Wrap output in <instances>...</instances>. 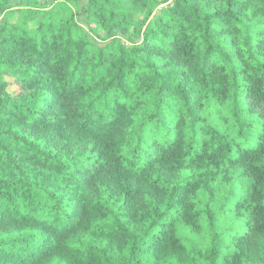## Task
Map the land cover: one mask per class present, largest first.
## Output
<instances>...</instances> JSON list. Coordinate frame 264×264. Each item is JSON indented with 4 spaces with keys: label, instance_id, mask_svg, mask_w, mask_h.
Returning <instances> with one entry per match:
<instances>
[{
    "label": "clouds",
    "instance_id": "1",
    "mask_svg": "<svg viewBox=\"0 0 264 264\" xmlns=\"http://www.w3.org/2000/svg\"><path fill=\"white\" fill-rule=\"evenodd\" d=\"M4 83L0 264H264V0H0Z\"/></svg>",
    "mask_w": 264,
    "mask_h": 264
},
{
    "label": "trees",
    "instance_id": "2",
    "mask_svg": "<svg viewBox=\"0 0 264 264\" xmlns=\"http://www.w3.org/2000/svg\"><path fill=\"white\" fill-rule=\"evenodd\" d=\"M161 3H163V0H161ZM148 15L149 16H151L152 15V13L151 12H149L148 13ZM9 85L7 84V83H4V84H0V89H3V88H5V87H8Z\"/></svg>",
    "mask_w": 264,
    "mask_h": 264
}]
</instances>
